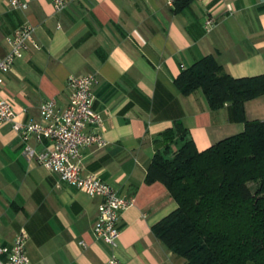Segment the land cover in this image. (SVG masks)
I'll return each instance as SVG.
<instances>
[{"label": "crops", "instance_id": "0c3cea01", "mask_svg": "<svg viewBox=\"0 0 264 264\" xmlns=\"http://www.w3.org/2000/svg\"><path fill=\"white\" fill-rule=\"evenodd\" d=\"M22 1L25 11L0 0V58L10 53L17 28L35 30L34 44L0 89L15 123L41 122L40 106L49 100L63 112L69 78L95 75L94 106L107 145L82 151L83 173L133 200L121 213L115 253L122 264H185L153 232L177 209L166 186L146 183L154 141L180 123L203 152L244 129L227 108L213 112L202 92L186 97L175 81L206 56L234 78L264 76V0H187L175 7L165 0H69L62 13L52 0ZM210 15L217 25L208 32ZM254 102L264 106V96ZM29 144L37 151L49 146L33 137ZM24 151L12 124L0 126V245H12L26 229L29 264H106L113 251L94 234L101 200L29 162Z\"/></svg>", "mask_w": 264, "mask_h": 264}, {"label": "trees", "instance_id": "16d2710c", "mask_svg": "<svg viewBox=\"0 0 264 264\" xmlns=\"http://www.w3.org/2000/svg\"><path fill=\"white\" fill-rule=\"evenodd\" d=\"M175 84L186 97L202 92L213 112L227 108L244 130L203 152L180 123L160 134L146 183L166 186L177 209L153 232L185 264H264V121L245 109L264 96V76L234 78L206 56Z\"/></svg>", "mask_w": 264, "mask_h": 264}, {"label": "built area", "instance_id": "2783aa9c", "mask_svg": "<svg viewBox=\"0 0 264 264\" xmlns=\"http://www.w3.org/2000/svg\"><path fill=\"white\" fill-rule=\"evenodd\" d=\"M182 0H165L166 5L175 7ZM214 2L218 0H202ZM12 10L25 11L28 4L22 0H4ZM69 0H52L56 13L64 12ZM212 15L205 21V29L210 32L216 27ZM35 30L30 25L17 28L9 38L10 53L0 58V89L5 84V75L11 72L15 62L23 56L30 44H34ZM98 83L95 75L70 77L68 87L71 91L69 103L60 112L54 100L44 102L39 109L41 122L22 125L15 123L16 112L13 105L0 94V126L12 124L25 144V157L34 161L60 179L92 199H100L98 219L94 234L97 239L111 247L112 257L106 264H122L115 251L121 237V213L133 205L132 198L120 195L112 186L95 174L84 175L82 151L85 148H104V118L95 109L94 87ZM37 143H49L43 151H37L30 144L31 138ZM29 235L21 229L10 246L0 245V264H29L27 243Z\"/></svg>", "mask_w": 264, "mask_h": 264}, {"label": "rangeland", "instance_id": "374dc122", "mask_svg": "<svg viewBox=\"0 0 264 264\" xmlns=\"http://www.w3.org/2000/svg\"><path fill=\"white\" fill-rule=\"evenodd\" d=\"M256 102H248L246 103L245 105V109H246V117L248 120L252 121V120H263L264 121V106L262 107H257L256 106ZM248 112V113H247ZM255 118H260V119H255ZM236 124V123H235ZM244 129H242L241 131H236L237 133H234L235 135L236 134H239L243 131ZM234 136V135H232ZM251 186L254 187L253 184H251Z\"/></svg>", "mask_w": 264, "mask_h": 264}]
</instances>
